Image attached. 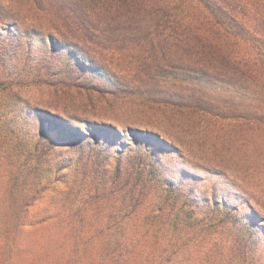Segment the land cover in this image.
I'll return each mask as SVG.
<instances>
[{
	"label": "rangeland",
	"instance_id": "rangeland-1",
	"mask_svg": "<svg viewBox=\"0 0 264 264\" xmlns=\"http://www.w3.org/2000/svg\"><path fill=\"white\" fill-rule=\"evenodd\" d=\"M165 38L151 0H0V208L264 264V124Z\"/></svg>",
	"mask_w": 264,
	"mask_h": 264
},
{
	"label": "trees",
	"instance_id": "trees-1",
	"mask_svg": "<svg viewBox=\"0 0 264 264\" xmlns=\"http://www.w3.org/2000/svg\"><path fill=\"white\" fill-rule=\"evenodd\" d=\"M171 47L198 81L229 85L253 122L264 124V0H151ZM63 132L59 133L63 137ZM71 139V136L65 137ZM24 146L28 139L22 138ZM162 193V192H161ZM163 195V193H162ZM169 198L170 193L165 194ZM27 208H0V264H161L157 240L106 238L99 226L38 222Z\"/></svg>",
	"mask_w": 264,
	"mask_h": 264
}]
</instances>
